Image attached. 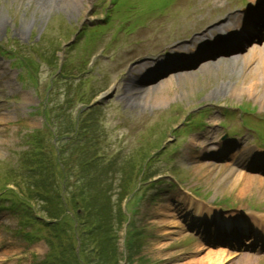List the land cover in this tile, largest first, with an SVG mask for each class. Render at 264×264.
Returning <instances> with one entry per match:
<instances>
[{"label": "rangeland", "instance_id": "374dc122", "mask_svg": "<svg viewBox=\"0 0 264 264\" xmlns=\"http://www.w3.org/2000/svg\"><path fill=\"white\" fill-rule=\"evenodd\" d=\"M5 3V7L7 8L9 5V3L5 0H3ZM22 2V1H21ZM78 4H80L81 2L77 1ZM17 4H19L18 2H16ZM74 7L76 5V3H73ZM20 6V5H19ZM76 10L71 11L69 9V11H65L64 9H62L61 7H56V9L54 10V12H59L62 11V15L64 17H76L77 12H82L84 10V4L81 5H77L76 6ZM20 8V7H18ZM22 9L24 10V4L22 5ZM9 13L11 14H15L16 15V20H18L19 18H22V12L21 9L18 12H14V11H10ZM36 15L40 16V12L36 10ZM45 13L43 14L44 17ZM41 20V17H40ZM148 22H150L147 26V32L146 34L141 38V39H146L148 36L152 37L153 35H155L156 31L159 28L158 25V20H153V19H149ZM37 26L33 25V28H36ZM22 29L23 26L19 25L17 26V31L20 33V36H23L22 33ZM10 37V39L12 40V35H8ZM33 34L28 36V40L33 39ZM1 37H6L5 34L3 32H0V38ZM125 34L122 33L119 37L118 40H122L124 39ZM24 39H26L27 37H22ZM234 66H236L235 64H232ZM219 67V66H218ZM216 68H211L212 71H214V73H218L219 70H221V68L219 67ZM211 69L210 71H208V68H205L203 70H197L194 74H189V76H186V82L190 85L193 86L195 84H200L210 73H211ZM47 69L45 68L44 71H46ZM224 74V73H223ZM45 74H42V76H44ZM223 82L225 83H229V82H234L238 79V77H222L221 78ZM168 80V79H167ZM182 79H177L176 82H174L172 84V86H164L161 87L160 85H157L156 87H154L155 89L151 92L146 91L145 93H143L140 97H132L129 101L125 102V98L122 100V102H125L122 105V109L124 110V114L127 116L128 119H130L131 116H133L135 114L136 115H147L148 119L145 121L144 124H142V129H141V134L138 136V138H135V146H134V155L136 158H140L141 156L145 155L147 152H149L150 150V145H149V141H155L157 140V138L160 136V134L163 133V129L165 126V118L168 116L166 112H169V108L172 106L170 97H172V94H174L176 91H172V88L175 87L176 83L179 81H181ZM169 81V80H168ZM163 86V85H162ZM30 89L28 88V91ZM178 93H181V98L185 100H188V98H190L191 100L189 101V103H186V105H190L192 103H197L200 100L199 96H195L196 94V89L193 87L187 88L185 89H178L177 90ZM150 93V95H149ZM193 93V95L191 96V94ZM30 94V93H29ZM168 98L167 102H164L166 99ZM193 98V99H192ZM34 100L35 98L30 95L28 96L27 94L23 95V99L20 98L19 100V108H18V113L21 114H25L26 113V107L28 108L29 105L27 104L29 101ZM161 102V103H158ZM160 114V115H159ZM167 115V116H166ZM38 118H36L35 116L31 117L29 119V122L31 123V125L36 126ZM132 124V121H131ZM3 155V154H2ZM7 158V157H6ZM0 159H1V155H0ZM190 175L194 174V175H200L199 173H203L202 170H197L195 167L193 169H191L190 171ZM166 245V244H164ZM162 246V245H161ZM160 245H158L156 248L159 249L161 247ZM163 250V248L161 249V251ZM211 253H209V255H205L203 254L201 258L198 259V257H196L194 260L191 261H187V262H182L181 264H224V262L227 260L228 256H224L223 252H215L213 253L214 255H210ZM202 261V263L200 262ZM27 264H29L27 262ZM252 264V263H251Z\"/></svg>", "mask_w": 264, "mask_h": 264}]
</instances>
